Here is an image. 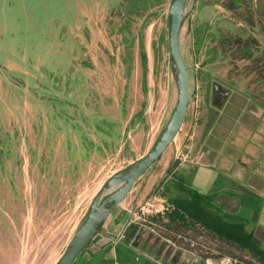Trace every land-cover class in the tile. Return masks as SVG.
<instances>
[{
	"label": "rangeland",
	"instance_id": "374dc122",
	"mask_svg": "<svg viewBox=\"0 0 264 264\" xmlns=\"http://www.w3.org/2000/svg\"><path fill=\"white\" fill-rule=\"evenodd\" d=\"M122 2L0 0V257L7 264L35 252L41 262L60 257L94 194L130 160L128 135L173 86L169 0L124 19L126 29L120 26ZM214 2L229 4L185 3L179 39L190 87L206 77L195 73L190 53L193 29L204 21L224 17L232 23L223 26L226 41L206 39L197 54L204 61L209 50L221 59L217 71H227L215 73L216 79L234 77V69L244 66L243 27L233 23L247 15V4H257L253 18L261 24L256 33L263 35L264 49V0H247L232 12ZM23 244L35 250H23ZM224 251L246 260L234 249Z\"/></svg>",
	"mask_w": 264,
	"mask_h": 264
},
{
	"label": "crops",
	"instance_id": "0c3cea01",
	"mask_svg": "<svg viewBox=\"0 0 264 264\" xmlns=\"http://www.w3.org/2000/svg\"><path fill=\"white\" fill-rule=\"evenodd\" d=\"M214 5L217 6H211ZM204 22L215 24V27L232 25L224 18ZM238 24L234 25L241 26ZM246 27L262 47L263 35L256 33L261 24L254 21L253 25L249 23ZM262 49L258 51L255 48L252 59L243 58L244 66L235 68V76L229 78H215V73L226 74L227 71L225 67L217 71L220 60L199 67L200 59H193L198 68L195 73L203 75L204 71L206 78L200 77L199 83L195 80V84L189 86L188 114L186 112L179 132L159 158L135 180L123 201L112 209L73 264H232L237 261L236 257L224 251V247L230 248L227 244H220L204 229L166 225L169 204L164 197L154 195L153 189L161 180L170 178L168 169L175 159L178 162L172 172L186 177L189 187L204 197L207 208L220 214L229 224L243 225L264 248V89L261 87L264 81L258 80L262 73L259 71L264 69ZM190 53L194 58L191 50ZM213 85L223 93L214 91ZM175 100L174 81L159 106L148 108L142 122L134 126L132 131L135 133L131 131L128 135L125 143L130 160L125 165L149 150L167 121ZM140 209H147V217L155 221L154 230L137 222L135 215ZM149 231L155 235L151 239ZM156 235L174 245L175 249L182 250L181 255L160 253ZM22 249L35 250L29 244H23ZM200 251H209L210 255L203 256ZM156 253H159L158 258ZM24 258L21 256L17 264H54L57 260L52 261L50 255L41 262L36 252L26 261ZM250 260L253 261L252 258ZM0 264L7 263L0 257Z\"/></svg>",
	"mask_w": 264,
	"mask_h": 264
},
{
	"label": "trees",
	"instance_id": "16d2710c",
	"mask_svg": "<svg viewBox=\"0 0 264 264\" xmlns=\"http://www.w3.org/2000/svg\"><path fill=\"white\" fill-rule=\"evenodd\" d=\"M165 1L166 0H123L120 5V8L118 9V12L119 14H121L120 16L123 20V22H121L120 24L121 28H128L129 23L126 22L124 19H127V21H129L128 19L130 17L141 16L150 7L160 6ZM246 1L247 0H229V4H224L223 2H214L213 4L219 3L225 9V11L232 12L236 11L237 9L241 10L245 6L244 3ZM256 5L257 4H255L254 6ZM254 6L251 7V5L248 6L247 4V6H245V8L247 9H245L246 11H244L247 13V15L244 14L245 17L239 18L241 20H237L236 23L234 22V24L241 23V26L243 27L244 34L241 35V37H243V42L239 45V51L243 54V57L245 59H252L254 49L258 47L256 45V40L254 39V37H252L251 33L248 30V27H246L249 23L253 25V22L257 21L256 18H253V14H255L253 11ZM228 28L229 27H227V29ZM226 32L227 31L223 29V27H215V24L209 25L207 22L196 26V28L193 29L192 35V53L195 57L194 59L199 60L197 54L199 53L201 55V52L199 51L200 48L204 46L206 39H211L217 42L226 41L224 39V35L226 34ZM218 33H220L219 37L217 36ZM235 35L240 36L238 33H235ZM232 41L228 40V42ZM140 45L141 62L143 68L146 69V53L142 48V43ZM205 55L206 58L204 59V61H200L203 66L208 62L221 60L215 58L216 56L214 55L211 56V52L209 50L206 51ZM263 70L264 69L259 71L262 72L259 75L260 78L258 79L260 81H264ZM199 75L202 74L199 73ZM205 78L202 79L205 80ZM177 162V159H175L168 169V173H170V178L167 180H161L153 189L154 195L164 197L167 203L169 204V207L166 210V225H168L169 227L197 226L198 228L204 229L206 231V234L210 235L214 240L218 241L220 244H227L228 247L234 249L242 255L246 254L250 257V259H253L252 262L250 259H246L248 261L243 259H237V261L232 264H264V248H262L259 243L256 242L252 233L247 231L243 225L229 224L225 222L221 218L220 214L209 210V208H207V206L205 205L204 197L197 191L189 187V183L187 182L186 177L182 173L176 174L175 172H172ZM147 218L152 221V223L155 222L152 220V218ZM219 251L221 252V249H219ZM200 254L203 256L210 255L209 251L208 253H203L202 251H200Z\"/></svg>",
	"mask_w": 264,
	"mask_h": 264
},
{
	"label": "water",
	"instance_id": "95a60500",
	"mask_svg": "<svg viewBox=\"0 0 264 264\" xmlns=\"http://www.w3.org/2000/svg\"><path fill=\"white\" fill-rule=\"evenodd\" d=\"M186 1L169 0L167 8V48L176 86L175 104L167 121L146 153L106 178L92 197L84 219L54 264H73L79 253L92 241L112 209L123 201L135 180L159 158L179 132L189 101V74L179 39ZM213 89L214 91L219 90L217 85H213ZM148 235L151 239L154 232L149 231ZM161 240V237L156 235L155 241L160 243V253L165 251L168 256L172 253H175L174 256L181 255L182 250L175 249V246L166 240H162V242ZM155 256L158 258L159 253H156Z\"/></svg>",
	"mask_w": 264,
	"mask_h": 264
},
{
	"label": "built area",
	"instance_id": "2783aa9c",
	"mask_svg": "<svg viewBox=\"0 0 264 264\" xmlns=\"http://www.w3.org/2000/svg\"><path fill=\"white\" fill-rule=\"evenodd\" d=\"M146 213H147V209H140V212L135 215V219L143 226H146L149 229L154 230L155 224L152 223V221H150L147 218ZM208 264H212V263L209 262Z\"/></svg>",
	"mask_w": 264,
	"mask_h": 264
},
{
	"label": "flooded vegetation",
	"instance_id": "af4514ba",
	"mask_svg": "<svg viewBox=\"0 0 264 264\" xmlns=\"http://www.w3.org/2000/svg\"><path fill=\"white\" fill-rule=\"evenodd\" d=\"M256 45H258V46L260 45V44L258 43L257 40H256ZM257 50H258V51H261V46H259V48H257ZM217 93H218V94H221V93H223V91L220 90V91H218Z\"/></svg>",
	"mask_w": 264,
	"mask_h": 264
}]
</instances>
